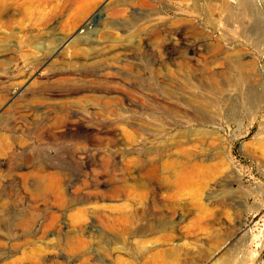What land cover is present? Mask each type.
Returning a JSON list of instances; mask_svg holds the SVG:
<instances>
[{"label": "rangeland", "instance_id": "374dc122", "mask_svg": "<svg viewBox=\"0 0 264 264\" xmlns=\"http://www.w3.org/2000/svg\"><path fill=\"white\" fill-rule=\"evenodd\" d=\"M0 264H264V0H0Z\"/></svg>", "mask_w": 264, "mask_h": 264}, {"label": "bare ground", "instance_id": "6f19581e", "mask_svg": "<svg viewBox=\"0 0 264 264\" xmlns=\"http://www.w3.org/2000/svg\"><path fill=\"white\" fill-rule=\"evenodd\" d=\"M9 147H10V145L7 142L3 144V148H9ZM34 172H35L36 176L39 178V180L42 179L44 182H42L41 184H39L37 186L30 187V190L33 193H35V194H37V193L38 194L39 193H41V194L48 193L50 190H52L53 188H55V186L57 185V183H56L57 181L53 178V175L51 173L47 172V169L45 167H37V168L34 169ZM57 186H59V185H57ZM20 222H24V221L21 220V219H19L17 223L19 224Z\"/></svg>", "mask_w": 264, "mask_h": 264}]
</instances>
